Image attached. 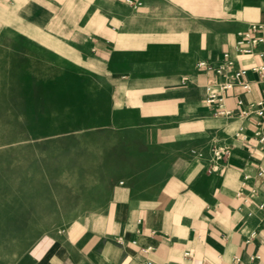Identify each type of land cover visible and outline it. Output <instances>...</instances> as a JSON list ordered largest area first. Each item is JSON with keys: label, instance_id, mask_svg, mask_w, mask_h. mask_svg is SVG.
<instances>
[{"label": "crops", "instance_id": "1", "mask_svg": "<svg viewBox=\"0 0 264 264\" xmlns=\"http://www.w3.org/2000/svg\"><path fill=\"white\" fill-rule=\"evenodd\" d=\"M54 4L40 11L54 19L55 47L48 48L93 80L94 117L77 130L93 132L86 145L112 162L113 180L99 184L98 204L81 208L95 212L71 224L65 238L39 244L32 262L264 264V213L254 202L241 210L237 197L245 173L264 194V175L256 177L264 147L253 135L264 118L240 116L264 98V71L252 70L264 58L234 48L237 32L264 23V0ZM225 53L251 84L220 93L235 111L230 117L206 103L207 86L219 79L208 66ZM214 144L230 153L218 173L209 169Z\"/></svg>", "mask_w": 264, "mask_h": 264}, {"label": "rangeland", "instance_id": "2", "mask_svg": "<svg viewBox=\"0 0 264 264\" xmlns=\"http://www.w3.org/2000/svg\"><path fill=\"white\" fill-rule=\"evenodd\" d=\"M46 2L67 0H0V264H34V249L76 229L113 180L112 162L86 145L93 132L77 130L94 117L93 80L48 48Z\"/></svg>", "mask_w": 264, "mask_h": 264}, {"label": "built area", "instance_id": "3", "mask_svg": "<svg viewBox=\"0 0 264 264\" xmlns=\"http://www.w3.org/2000/svg\"><path fill=\"white\" fill-rule=\"evenodd\" d=\"M235 50L240 55H255L264 58V23L252 24L248 30L237 32V39L234 43ZM234 60L230 57V53H225L222 61L218 65H209L211 70L217 79L215 83L207 86L208 97L206 103L213 105L217 103L220 109L219 113L222 116H231L235 113L234 109H229L225 105L226 97L221 92L230 90L232 87L238 85L244 89H250V83L244 82L243 77L246 74V69L232 70L234 66ZM254 72L260 73L264 71V65L260 67H254ZM238 105H242L243 101L239 100ZM256 114L260 118H264V98L255 104L246 106V109L240 113V116L244 119L250 114ZM263 124V123H262ZM260 124V128L254 132V136L258 138L261 145L264 147V127ZM244 134V128L242 127L236 137H240ZM193 155L199 158L204 157L203 152L192 151ZM210 157V172L218 173L221 161L228 156L229 149L225 145L214 144L211 149ZM264 175V156L260 164L257 167L256 177H262ZM253 179L251 173H245L242 178V185L240 190L237 192V197L240 199V209L248 207L251 203H255L257 211L264 213V194H259L256 187L250 186V181ZM248 216H253L252 211L247 212ZM264 221V218H263ZM254 231L252 235H255ZM249 240V239H248Z\"/></svg>", "mask_w": 264, "mask_h": 264}]
</instances>
